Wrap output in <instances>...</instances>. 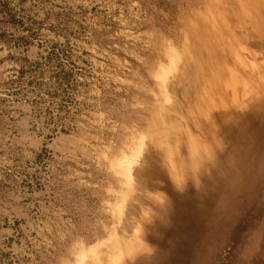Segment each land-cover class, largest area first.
<instances>
[{"label": "rangeland", "instance_id": "rangeland-1", "mask_svg": "<svg viewBox=\"0 0 264 264\" xmlns=\"http://www.w3.org/2000/svg\"><path fill=\"white\" fill-rule=\"evenodd\" d=\"M168 114L179 200L236 157L179 264H264V0H0V264L112 240Z\"/></svg>", "mask_w": 264, "mask_h": 264}, {"label": "bare ground", "instance_id": "bare-ground-1", "mask_svg": "<svg viewBox=\"0 0 264 264\" xmlns=\"http://www.w3.org/2000/svg\"><path fill=\"white\" fill-rule=\"evenodd\" d=\"M173 120L168 114L158 121L153 135L154 149L142 156L135 169L136 184L130 190L131 199L126 204L124 216L121 214L123 219L115 236L92 246L84 264H148L149 260L143 253L129 252L130 243L139 235L146 238L147 232L153 235L147 237L149 240L160 239L165 232L162 228L167 224H172V229L166 232L165 244H159L156 254H153L155 258L163 256L161 264H179L186 253V246L198 236L200 221L206 215L212 198L222 188L226 176L234 169L236 157L220 164L222 168L219 170H211L210 175L201 179L197 190L186 195L184 201L179 200L174 195L175 187L164 178L165 160L173 163L181 152V128ZM125 256H131L133 261H127Z\"/></svg>", "mask_w": 264, "mask_h": 264}]
</instances>
